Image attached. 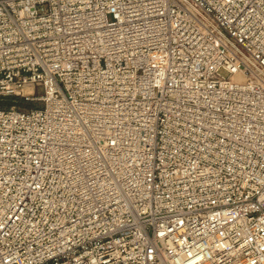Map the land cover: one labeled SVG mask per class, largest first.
I'll return each instance as SVG.
<instances>
[{
    "label": "built area",
    "instance_id": "2783aa9c",
    "mask_svg": "<svg viewBox=\"0 0 264 264\" xmlns=\"http://www.w3.org/2000/svg\"><path fill=\"white\" fill-rule=\"evenodd\" d=\"M0 264H264V0H0Z\"/></svg>",
    "mask_w": 264,
    "mask_h": 264
},
{
    "label": "rangeland",
    "instance_id": "374dc122",
    "mask_svg": "<svg viewBox=\"0 0 264 264\" xmlns=\"http://www.w3.org/2000/svg\"><path fill=\"white\" fill-rule=\"evenodd\" d=\"M38 105H39V104L36 103V102L28 103V104H24V103H22V104L20 105V108H21V109H29V108L37 107Z\"/></svg>",
    "mask_w": 264,
    "mask_h": 264
}]
</instances>
